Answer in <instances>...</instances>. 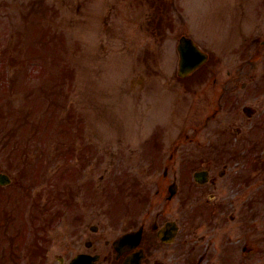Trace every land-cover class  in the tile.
Listing matches in <instances>:
<instances>
[{
	"label": "rangeland",
	"instance_id": "1",
	"mask_svg": "<svg viewBox=\"0 0 264 264\" xmlns=\"http://www.w3.org/2000/svg\"><path fill=\"white\" fill-rule=\"evenodd\" d=\"M32 1L0 0V173L12 179L0 186V264H51L76 215L111 225L106 200L128 205L120 228L133 204L135 213L149 208L162 166L152 168L144 141L161 129L175 141L189 107L170 84L179 14L198 43L209 42L218 87L238 67L226 13L234 0H34L38 26ZM215 115L225 119L223 109Z\"/></svg>",
	"mask_w": 264,
	"mask_h": 264
},
{
	"label": "flooded vegetation",
	"instance_id": "2",
	"mask_svg": "<svg viewBox=\"0 0 264 264\" xmlns=\"http://www.w3.org/2000/svg\"><path fill=\"white\" fill-rule=\"evenodd\" d=\"M231 3L226 12L228 45L236 47L238 67L224 72L223 83L218 82L222 88L216 84V63L205 48L209 42L198 43L190 21L186 25L178 15L185 28L177 34L176 49L184 42L177 49L170 84L173 80L171 91L189 107L181 112L185 116L176 127L178 136L169 141L173 152L164 150L169 142L162 129L144 141V154L148 159L155 155L152 168L162 166L149 208L135 213L134 206L131 223L123 228L121 216L104 229L76 215L73 234L60 244L51 264H264V0ZM37 6L33 0L31 14ZM22 12L19 5L18 26ZM162 27L164 41L171 27ZM189 41L207 58L186 72L179 62ZM216 88L221 92L213 100L210 93L215 95ZM207 106L209 116L202 113ZM221 109L223 123L214 118ZM220 126L224 129H216ZM213 134L223 141H213ZM128 233L132 237L115 246Z\"/></svg>",
	"mask_w": 264,
	"mask_h": 264
},
{
	"label": "water",
	"instance_id": "3",
	"mask_svg": "<svg viewBox=\"0 0 264 264\" xmlns=\"http://www.w3.org/2000/svg\"><path fill=\"white\" fill-rule=\"evenodd\" d=\"M186 48H188V51H186V53H184L181 57H182V60H181V64H180V67L181 68H190V69H193L196 67V65H198L201 60L203 61L205 59L204 56H200L201 53H199L197 51V49L192 46V45H187ZM9 183V178L6 176V175H0V184L1 185H5ZM129 236V235H128ZM126 235L125 239L128 237Z\"/></svg>",
	"mask_w": 264,
	"mask_h": 264
},
{
	"label": "trees",
	"instance_id": "4",
	"mask_svg": "<svg viewBox=\"0 0 264 264\" xmlns=\"http://www.w3.org/2000/svg\"><path fill=\"white\" fill-rule=\"evenodd\" d=\"M38 20H39V17H38ZM39 24H40V22H39ZM59 93V92H58ZM0 134H1V132H0ZM2 135H4V134H2ZM0 145H2V143H1V138H0Z\"/></svg>",
	"mask_w": 264,
	"mask_h": 264
}]
</instances>
